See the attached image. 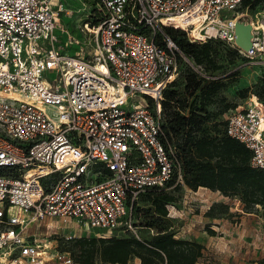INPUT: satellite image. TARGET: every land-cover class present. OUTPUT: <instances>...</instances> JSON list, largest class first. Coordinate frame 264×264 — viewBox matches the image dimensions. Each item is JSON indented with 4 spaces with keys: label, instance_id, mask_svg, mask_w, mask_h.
Segmentation results:
<instances>
[{
    "label": "built area",
    "instance_id": "built-area-1",
    "mask_svg": "<svg viewBox=\"0 0 264 264\" xmlns=\"http://www.w3.org/2000/svg\"><path fill=\"white\" fill-rule=\"evenodd\" d=\"M243 1L82 0L81 39L60 26L72 13L63 0H0V264H81L50 235L140 239L134 217L144 192L192 190L164 131L163 92L181 57L201 77L219 76L189 59L165 27L226 41L264 81V20ZM238 21L252 25L248 49L236 42ZM71 44L81 46L75 55L64 52ZM224 128L250 149L251 166L264 168V100L248 95Z\"/></svg>",
    "mask_w": 264,
    "mask_h": 264
},
{
    "label": "trees",
    "instance_id": "trees-1",
    "mask_svg": "<svg viewBox=\"0 0 264 264\" xmlns=\"http://www.w3.org/2000/svg\"><path fill=\"white\" fill-rule=\"evenodd\" d=\"M264 0H244L242 8H256ZM165 31L173 36L180 37L177 44L193 57L197 65L206 63L214 69L221 67L215 64L213 49L214 42L221 39H210L205 42H194L187 38L183 29L165 27ZM233 56L243 57L236 48L231 49ZM245 58V57H243ZM246 59V58H245ZM210 73L218 74L215 71ZM197 78L196 73H188L187 87H201V94L205 98L204 105L211 101L213 95L223 85L219 79L209 80ZM262 80V78H261ZM200 81L204 82L203 85ZM174 84V81L169 85ZM248 89L242 90L247 95ZM178 90L165 88L162 106L164 111V131L167 139L174 143L178 149L184 170L186 185L194 190L207 187L219 190L223 195L239 194L247 211L256 204H264V168H254L250 164L251 151L239 140L229 136L225 128L218 134H210L206 124L211 119L208 110L201 106L193 108L179 97ZM264 100V81L256 87L255 92ZM225 127V120H224ZM184 189L176 185L170 189H149L140 198L150 202L148 208H139V200L135 206V216L143 218L139 229H148L153 233L140 239L133 233L111 236L81 235L64 243L73 257L81 264H95L97 260L111 263L128 264L130 260L138 257L141 264H196L203 254L204 244L192 238L178 237L168 223V204H176L175 191ZM224 205L216 202L207 211L213 215L216 206ZM140 212L138 213V211ZM209 234L214 235L215 230L208 228ZM250 264H264V257Z\"/></svg>",
    "mask_w": 264,
    "mask_h": 264
},
{
    "label": "rangeland",
    "instance_id": "rangeland-1",
    "mask_svg": "<svg viewBox=\"0 0 264 264\" xmlns=\"http://www.w3.org/2000/svg\"><path fill=\"white\" fill-rule=\"evenodd\" d=\"M63 1L68 8L72 9V13L69 15L61 14L59 18L60 26L68 27L71 33L82 39L80 30L84 19V12L81 10L82 0ZM245 11L255 21L264 20V3L253 9L245 8ZM56 34L60 40L57 44L62 47L61 43H66L67 36L60 30V27L56 30ZM171 38L177 43L180 37L171 36ZM213 44L215 46L213 49L214 63L220 64L221 67L214 69L213 66H207L206 63L202 65L207 73H210L209 71L218 72L217 75L221 78L220 82L223 85L213 95L210 102L204 105L205 98L201 94V87H187L186 76L188 73H196L198 79L200 76L183 57H181L180 71L174 79V84L168 85L166 88L178 90L180 92L179 97L193 108L204 106L211 116L206 124V129L210 134L215 135L224 130L226 116L236 107L242 105L247 96L254 93L256 87L262 84V80L259 68L248 64L247 59L239 55L233 56L231 52L233 47L226 41L214 42ZM80 49V44H71L64 48V52L75 55ZM187 57L192 61L194 60L190 54H187ZM55 76V73L45 74V77L49 80H52ZM200 84L203 85L204 82L200 81ZM245 89H248L247 95L243 96L241 92ZM49 109V114L55 116L54 108ZM174 193L177 214L179 215L170 217L168 223L178 237L192 238L204 244L203 254L196 264H228L235 254H245V250L249 248L248 246H251L250 251L253 249L263 250V247H260L259 244L264 245V204H256L249 209L251 211H247L239 194L226 196L219 190H211L202 186L197 190L180 189ZM216 202H223L225 206H216L213 215H208L207 211ZM139 204V208L150 206V202L143 199L139 200ZM134 218L137 223H140L143 216L137 214ZM208 228L214 229L215 234H209ZM55 229L57 230V228ZM39 230L47 234L52 232V229L47 228L45 225H40ZM62 230L66 232L68 228ZM92 231L95 232L97 229ZM152 233L148 229H139V234L144 237H148ZM63 234L61 232L58 237L52 234L50 238L60 240L63 245L68 243L64 241ZM89 235H93V233L91 232ZM242 239H245V245H241L240 248L241 243L239 241ZM131 263L141 264V260L138 258L134 260L133 258ZM161 263L162 261H159V264Z\"/></svg>",
    "mask_w": 264,
    "mask_h": 264
},
{
    "label": "crops",
    "instance_id": "crops-1",
    "mask_svg": "<svg viewBox=\"0 0 264 264\" xmlns=\"http://www.w3.org/2000/svg\"><path fill=\"white\" fill-rule=\"evenodd\" d=\"M244 240L245 239H242L241 241H239V243H241L240 248H241V245H245ZM259 245H261L260 247H263V250L253 249L252 251H250L251 246H248L249 248L245 250V254L244 253L235 254V256H233L232 261L229 262L228 264H250L251 262L264 257V245L263 244H259Z\"/></svg>",
    "mask_w": 264,
    "mask_h": 264
},
{
    "label": "water",
    "instance_id": "water-1",
    "mask_svg": "<svg viewBox=\"0 0 264 264\" xmlns=\"http://www.w3.org/2000/svg\"><path fill=\"white\" fill-rule=\"evenodd\" d=\"M236 30V42L244 49H248L251 46L252 25L251 23H244L238 21L235 26Z\"/></svg>",
    "mask_w": 264,
    "mask_h": 264
},
{
    "label": "bare ground",
    "instance_id": "bare-ground-1",
    "mask_svg": "<svg viewBox=\"0 0 264 264\" xmlns=\"http://www.w3.org/2000/svg\"><path fill=\"white\" fill-rule=\"evenodd\" d=\"M188 39L190 41H199L201 39L200 35L196 32V31H190L189 35H188Z\"/></svg>",
    "mask_w": 264,
    "mask_h": 264
}]
</instances>
